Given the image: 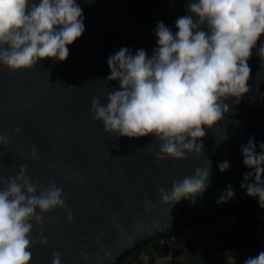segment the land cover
Returning <instances> with one entry per match:
<instances>
[{
	"label": "water",
	"instance_id": "obj_1",
	"mask_svg": "<svg viewBox=\"0 0 264 264\" xmlns=\"http://www.w3.org/2000/svg\"><path fill=\"white\" fill-rule=\"evenodd\" d=\"M189 2L77 0L85 31L69 45L66 61L48 58L17 71L0 64V134L10 137L7 146L0 145V178L15 177L24 165L34 182L62 189L66 203V209L45 213L43 224L30 221L35 240L30 264H52L54 252L62 264H117L142 244L257 198L241 187L252 171L243 164L241 147L254 137L259 154L264 143V62L257 55L264 35L248 60L249 92L239 104L226 101L230 111L214 129H205L199 158L192 153L182 160L158 159L159 141L152 136L117 138L92 118L93 98L106 104L108 92L119 88V82L106 81L108 57L122 47L133 55L142 48L150 57L157 47V22L175 34L176 20L190 14ZM207 160L210 183L202 194L175 204L162 200L161 188L170 191L173 181L207 167ZM224 161L230 167L221 173ZM228 185L234 197L218 204ZM261 251L264 245H256L246 259Z\"/></svg>",
	"mask_w": 264,
	"mask_h": 264
},
{
	"label": "clouds",
	"instance_id": "obj_2",
	"mask_svg": "<svg viewBox=\"0 0 264 264\" xmlns=\"http://www.w3.org/2000/svg\"><path fill=\"white\" fill-rule=\"evenodd\" d=\"M186 8L190 14L176 20L175 34L157 22V47L150 57L142 48L133 55L127 47L108 57L106 81L119 82V88L108 92L106 104L97 97L91 105L92 118L103 123L105 133L117 138L152 136L159 141L158 159L203 156L204 145L199 141L205 129H214L228 115L226 101L239 104L249 92L248 60L264 35V0H190ZM205 25L207 31L202 30ZM84 31L77 0H0V64L17 71L48 58L64 62L69 45ZM257 55L264 62V42ZM15 133L19 135L20 129ZM9 143L10 137L0 134V145ZM259 147L257 154L254 137L241 147L243 164L252 170L241 187L249 197H258L264 209V143ZM31 155L37 156L34 146ZM207 162V167H196L193 175L173 181L170 191L161 188L162 200L175 204L202 194L210 183L211 162ZM229 167L228 161L218 165L221 173ZM0 184L4 185L0 189V264H30L35 243L30 221L43 224L45 213L66 209L63 191L54 183L34 182L24 165L15 177L0 178ZM233 197L228 185L217 203ZM40 242L47 240L43 237ZM225 256L226 264H236L231 251ZM142 259L148 264L147 255ZM166 259L170 261L171 256ZM52 264H62L60 253L52 254ZM156 264L166 260L157 259ZM243 264H264V251Z\"/></svg>",
	"mask_w": 264,
	"mask_h": 264
},
{
	"label": "flooded vegetation",
	"instance_id": "obj_3",
	"mask_svg": "<svg viewBox=\"0 0 264 264\" xmlns=\"http://www.w3.org/2000/svg\"><path fill=\"white\" fill-rule=\"evenodd\" d=\"M264 245V209L258 197L213 218L195 220L179 231L145 243L124 256L117 264H226L231 251L236 264H243L256 245ZM171 256V260L166 258Z\"/></svg>",
	"mask_w": 264,
	"mask_h": 264
}]
</instances>
